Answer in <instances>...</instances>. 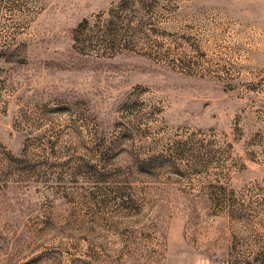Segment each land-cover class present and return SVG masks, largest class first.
<instances>
[{
    "label": "rangeland",
    "instance_id": "374dc122",
    "mask_svg": "<svg viewBox=\"0 0 264 264\" xmlns=\"http://www.w3.org/2000/svg\"><path fill=\"white\" fill-rule=\"evenodd\" d=\"M0 264H264V0H0Z\"/></svg>",
    "mask_w": 264,
    "mask_h": 264
}]
</instances>
